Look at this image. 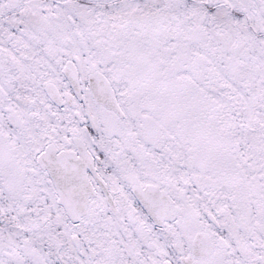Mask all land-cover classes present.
<instances>
[{
	"label": "snow or ice",
	"instance_id": "obj_1",
	"mask_svg": "<svg viewBox=\"0 0 264 264\" xmlns=\"http://www.w3.org/2000/svg\"><path fill=\"white\" fill-rule=\"evenodd\" d=\"M0 264H264V0H0Z\"/></svg>",
	"mask_w": 264,
	"mask_h": 264
}]
</instances>
